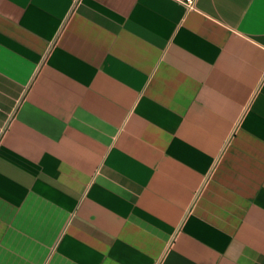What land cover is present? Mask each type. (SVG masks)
<instances>
[{
  "label": "crops",
  "instance_id": "1",
  "mask_svg": "<svg viewBox=\"0 0 264 264\" xmlns=\"http://www.w3.org/2000/svg\"><path fill=\"white\" fill-rule=\"evenodd\" d=\"M0 264H264V0H0Z\"/></svg>",
  "mask_w": 264,
  "mask_h": 264
},
{
  "label": "built area",
  "instance_id": "2",
  "mask_svg": "<svg viewBox=\"0 0 264 264\" xmlns=\"http://www.w3.org/2000/svg\"><path fill=\"white\" fill-rule=\"evenodd\" d=\"M185 2H186L189 6H191V5L194 4V0H185Z\"/></svg>",
  "mask_w": 264,
  "mask_h": 264
}]
</instances>
